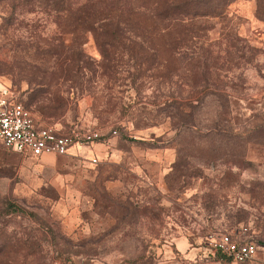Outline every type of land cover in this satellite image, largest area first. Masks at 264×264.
Masks as SVG:
<instances>
[{
  "label": "rangeland",
  "instance_id": "rangeland-1",
  "mask_svg": "<svg viewBox=\"0 0 264 264\" xmlns=\"http://www.w3.org/2000/svg\"><path fill=\"white\" fill-rule=\"evenodd\" d=\"M5 88L105 135L0 140V264H264V0H0Z\"/></svg>",
  "mask_w": 264,
  "mask_h": 264
},
{
  "label": "built area",
  "instance_id": "built-area-1",
  "mask_svg": "<svg viewBox=\"0 0 264 264\" xmlns=\"http://www.w3.org/2000/svg\"><path fill=\"white\" fill-rule=\"evenodd\" d=\"M8 88L0 92V140L27 156L66 155L71 148L98 140L103 134L94 129L65 132L52 124H42L32 111L14 99ZM117 134V130H112ZM96 162V159L93 160ZM214 249L240 264H248L257 254L258 244L238 236L221 234L212 240Z\"/></svg>",
  "mask_w": 264,
  "mask_h": 264
},
{
  "label": "trees",
  "instance_id": "trees-1",
  "mask_svg": "<svg viewBox=\"0 0 264 264\" xmlns=\"http://www.w3.org/2000/svg\"><path fill=\"white\" fill-rule=\"evenodd\" d=\"M27 106V105H26ZM28 107V106H27ZM29 108V107H28ZM30 109V108H29ZM105 134H103L98 140H96V141H101L103 138V136H104ZM225 259L224 260H227V262H229V261H233L232 260V258H230V257H227V256H223Z\"/></svg>",
  "mask_w": 264,
  "mask_h": 264
}]
</instances>
